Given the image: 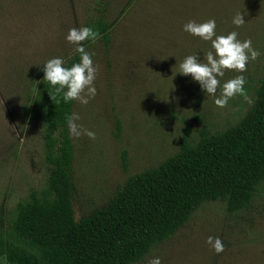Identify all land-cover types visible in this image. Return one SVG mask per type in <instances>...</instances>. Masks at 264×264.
I'll return each mask as SVG.
<instances>
[{
  "label": "rangeland",
  "instance_id": "rangeland-1",
  "mask_svg": "<svg viewBox=\"0 0 264 264\" xmlns=\"http://www.w3.org/2000/svg\"><path fill=\"white\" fill-rule=\"evenodd\" d=\"M243 13L237 27L233 18ZM103 17L110 26L108 44L83 43L98 66L94 98L74 102L76 121L95 139L71 136L74 146L73 205L76 219L104 207L133 174L159 165L189 135L215 133L234 125L253 105L264 77V0H0V227L10 229L17 204L33 190L48 186L52 166L46 160V126L34 96L43 65L76 53L66 40L69 29ZM214 19L216 35L238 33L260 52L247 71L225 70L215 95L191 75L179 73L188 55L206 63L215 50L183 30L189 21ZM64 63V64H65ZM243 76L245 92L225 107L215 99L225 82ZM118 121L120 129H118ZM127 152V167L124 152ZM219 237L224 251L206 243ZM161 264H264V182L252 203L230 211L225 200L206 201L170 238L153 246L142 260ZM0 264H9L0 255Z\"/></svg>",
  "mask_w": 264,
  "mask_h": 264
},
{
  "label": "trees",
  "instance_id": "trees-1",
  "mask_svg": "<svg viewBox=\"0 0 264 264\" xmlns=\"http://www.w3.org/2000/svg\"><path fill=\"white\" fill-rule=\"evenodd\" d=\"M85 26L98 30L108 44L110 26L103 17ZM79 62L76 53L63 66ZM43 77L34 96L52 169L47 188L33 190L17 204L10 229L0 227V255L9 264H133L170 238L204 202L225 200L237 212L252 203L264 182L263 77L253 105L234 125L215 133L203 129L196 142L185 134L176 153L131 175L104 207L78 220L74 146L66 119L75 100L65 103ZM123 156L127 167L126 151Z\"/></svg>",
  "mask_w": 264,
  "mask_h": 264
},
{
  "label": "clouds",
  "instance_id": "clouds-1",
  "mask_svg": "<svg viewBox=\"0 0 264 264\" xmlns=\"http://www.w3.org/2000/svg\"><path fill=\"white\" fill-rule=\"evenodd\" d=\"M233 24L237 27L245 23L244 14L237 13L233 18ZM216 22L209 19L203 23L189 21L183 26V30L202 38L205 41H211L215 54L209 51L206 54V63H201L197 55H188L179 65V73L183 75H191L193 80L199 82L202 90L209 95H215L217 88L220 87L218 77H223L225 70H234L237 72L247 71V63L249 59L256 60L260 56V52L252 47L251 39L241 42L237 37L238 33L232 31L225 35H216ZM100 38L98 30L91 27L71 28L68 31L66 40L76 45L75 52L80 54V62L73 64L71 67H64L65 61L60 58L49 59L43 65L44 77L50 85L56 86L55 92L62 94L65 103L78 101L81 104H88L89 100L96 95L94 81L96 79L98 66L94 65L92 60L93 53H89L83 46L84 41L91 40L95 42ZM246 83L245 78L236 76L228 80L222 86L221 96L215 99L218 107H225L228 100L234 95L240 94L251 103L244 89ZM66 89V91H65ZM51 99L56 103L60 100L49 92ZM70 135L73 138H79L82 135L95 139V133L82 125H78L76 121L80 120V115L73 112L66 117ZM212 249L220 254L224 251V245L219 237L209 236L206 241ZM147 264H161V258L155 256L147 261Z\"/></svg>",
  "mask_w": 264,
  "mask_h": 264
}]
</instances>
